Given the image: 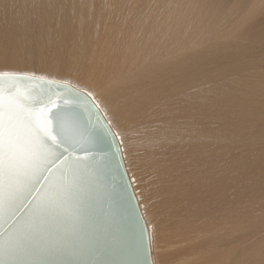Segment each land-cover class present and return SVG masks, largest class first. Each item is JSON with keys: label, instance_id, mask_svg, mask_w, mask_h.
<instances>
[{"label": "bare ground", "instance_id": "6f19581e", "mask_svg": "<svg viewBox=\"0 0 264 264\" xmlns=\"http://www.w3.org/2000/svg\"><path fill=\"white\" fill-rule=\"evenodd\" d=\"M3 73L92 96L153 264H264V0H0Z\"/></svg>", "mask_w": 264, "mask_h": 264}, {"label": "water", "instance_id": "95a60500", "mask_svg": "<svg viewBox=\"0 0 264 264\" xmlns=\"http://www.w3.org/2000/svg\"><path fill=\"white\" fill-rule=\"evenodd\" d=\"M0 113L13 117L21 141L0 150V212L5 216L16 211L61 154L44 138L71 149L45 175L50 184L75 177L80 191L61 209L58 249L43 259L49 264H153L150 229L121 142L91 95L67 82L3 73Z\"/></svg>", "mask_w": 264, "mask_h": 264}, {"label": "snow or ice", "instance_id": "6c2138e0", "mask_svg": "<svg viewBox=\"0 0 264 264\" xmlns=\"http://www.w3.org/2000/svg\"><path fill=\"white\" fill-rule=\"evenodd\" d=\"M44 139L60 147L61 154L45 167L32 191L11 216L0 212V264H49L42 257L59 247L55 241L60 235L61 209L80 191L75 177L62 184H50V178L46 179L45 174L71 149L55 139ZM19 142L13 117L0 113V150Z\"/></svg>", "mask_w": 264, "mask_h": 264}]
</instances>
